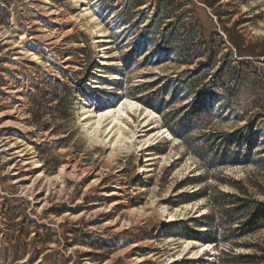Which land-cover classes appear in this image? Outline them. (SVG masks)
Instances as JSON below:
<instances>
[{"label":"rangeland","instance_id":"rangeland-1","mask_svg":"<svg viewBox=\"0 0 264 264\" xmlns=\"http://www.w3.org/2000/svg\"><path fill=\"white\" fill-rule=\"evenodd\" d=\"M110 1L0 0V249L13 240L6 235L19 234L23 225L32 241L36 227L46 224L38 232L55 234L50 246L58 258L71 256L69 264H170L178 254L177 264H242L239 255L264 254V229L226 240V230L236 225L220 228L212 219L215 198L264 201V0H208L221 17L206 21V37L217 60H225L215 84L230 97L223 101L222 91L207 126L188 132L180 127L186 139L169 127L175 125L172 113L195 96L185 99L181 74L197 64L172 58L127 68L122 57L140 28L121 25V12L112 10ZM96 32L105 35L104 42L93 44ZM198 36L192 43L197 49L203 34ZM101 54L108 57L106 64L96 63ZM246 58L251 63L240 65ZM54 79L66 88L56 87ZM156 81L172 91L161 94L162 102L176 93L174 108L159 112L141 102L145 93L138 86ZM126 99L137 102L141 112L121 118L114 135L109 121L92 118L89 125L101 134L94 140L80 120L82 107L96 114ZM149 111L155 127L146 134L155 135L141 151L146 136L137 130ZM245 127L258 136L249 158L230 148L211 167L190 148L216 145ZM10 195L30 202L23 216L8 214ZM57 205L73 211L58 215ZM171 215L177 221L169 232ZM187 227L203 235L213 231L217 242L186 237ZM72 236L86 243L70 246ZM206 243L209 249L195 254Z\"/></svg>","mask_w":264,"mask_h":264},{"label":"trees","instance_id":"trees-1","mask_svg":"<svg viewBox=\"0 0 264 264\" xmlns=\"http://www.w3.org/2000/svg\"><path fill=\"white\" fill-rule=\"evenodd\" d=\"M109 4L112 10H120L121 25L140 28L136 42L129 46L130 49L122 57V62L127 68L135 64L139 67L149 66L170 61L172 58L181 64H197L196 68L186 69L181 74V77H184L182 88L186 92L185 99L193 94L195 96L191 102H187L186 105L177 108L172 113L176 115L175 125L173 123L169 127L172 135L186 139L184 134L179 131L180 127L185 128L188 132L203 128L212 122L216 117V105L220 101L222 91L223 101L230 97V95L227 96V88L222 86L221 89L218 83L215 84L224 71L225 60L220 59L221 64L218 66L220 60H217V51L213 49L210 38L206 37L208 26L206 21L212 24L214 17H217L218 20L221 17L217 12L216 4L208 0H112ZM105 6H103L104 9ZM150 11L152 13L148 14ZM201 33L203 38L200 39V47L197 49L192 43ZM230 42L238 48L239 45L232 38H230ZM155 54L158 55V58L153 63L150 59ZM140 57H142L141 60ZM239 61L240 65L251 63L248 58L239 59ZM53 81L56 87L66 88L62 81L57 79ZM159 84L161 85L158 86ZM137 89L140 93H145L141 102L143 101L159 112L165 108H174L179 101L176 93L168 102L161 101V99L163 101L165 99L161 94H167V91L170 90V85L162 84L161 81L141 83ZM158 100H160L159 106L156 105ZM254 123L255 120L251 119L250 125L252 126ZM246 129L245 127L226 135V139H222L216 145H206L205 143L199 146L201 147L200 151L191 144L190 148L211 167H216L217 165L211 164L212 161L222 157L221 155L230 148L234 150L232 153L249 158L254 151L258 136L251 135V130L247 132ZM203 138L204 135L199 137L198 141L203 140ZM225 196L230 199L229 194ZM5 202L8 204V214L10 213L15 217L23 216L30 204V202L16 195L6 197ZM212 203L216 211L212 217L216 227L236 225L235 228L231 227L226 230V240L251 235V233L264 229V201L251 196L249 198L236 196L231 202L230 200L218 202L215 198ZM53 209L58 215L66 211H73V209L68 210L65 205H57ZM36 228L47 229L46 224H41L40 227ZM38 229H36V235L32 241H28L32 232L27 225L19 228V234L10 233L6 235V238L12 237L13 240H10L8 248L0 249V260H6L10 264H20L17 263L20 260H25L22 264H35L37 262L38 264H69L72 259L71 256L64 259L58 258L56 248L50 246L55 243V234L53 235L48 231L41 233L38 232ZM182 234L203 242H217L214 239L215 233L213 231L203 235L195 228L187 227L185 233ZM71 239L70 246L74 243H86V240L83 238L81 240L77 236H72ZM30 245H32V249H30ZM238 260L237 262L242 264H264V254L239 255ZM225 263L236 264V262Z\"/></svg>","mask_w":264,"mask_h":264},{"label":"bare ground","instance_id":"bare-ground-1","mask_svg":"<svg viewBox=\"0 0 264 264\" xmlns=\"http://www.w3.org/2000/svg\"><path fill=\"white\" fill-rule=\"evenodd\" d=\"M94 35L95 36H94L93 44H98L100 42L105 41L104 39H100V37H104L105 35H101L98 32L94 33ZM107 58L108 57L101 54L100 57L98 58V60L96 61V63L97 64L98 63L106 64V62H104V60ZM82 108H83V111H82L80 120L82 121V124L84 125V127L87 128V131L91 135V137L95 138L94 140H97V141L99 140V136L101 134L94 131L93 128H95V126L89 125L92 118H96L97 120L95 122H98V123H100V121H102V120L109 121L110 122L109 124H111L110 126H112V128H109V134L113 133V135H114L115 132L118 131L116 127L120 123L121 118H123L124 116H127V114H129L130 112L133 114H139L141 112L140 105L137 102H134L133 100H130V99H126L125 102L119 103L117 106H114V107L112 106L110 108L99 110L98 111L99 113L97 112L96 114L93 113L92 110H90L89 108H87L85 106H83ZM154 116L155 115H154L153 111H149L145 116L142 117V119H145L144 121H142V124H141L142 128L137 130L139 132V137L146 136L142 140H140V142H141L140 144H143V145H141V146L139 145L138 149L141 151L152 144V138L151 137L155 134L147 136L146 132L154 129L155 126L153 123H151V120H153ZM162 133L165 134V136L170 137V139L173 138V137H171V134L169 133L168 130H164ZM101 140L103 142H106L103 139H101ZM176 221H177V218L174 217L173 215H171L168 218V223L165 227L168 229L169 232H171L174 229L173 227H174V224L176 223ZM189 246H190V244H189ZM210 246H211L210 243L204 244L199 250H197V252H195V254H198L202 251H206L207 249H209ZM180 259H181V255L178 254L176 257H174V259L171 260L170 264H177V262L180 261Z\"/></svg>","mask_w":264,"mask_h":264}]
</instances>
